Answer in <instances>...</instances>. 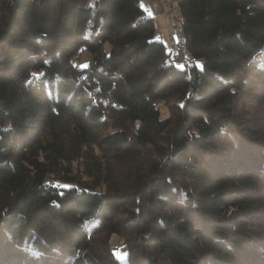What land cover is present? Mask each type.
Returning <instances> with one entry per match:
<instances>
[{"label":"trees","instance_id":"16d2710c","mask_svg":"<svg viewBox=\"0 0 264 264\" xmlns=\"http://www.w3.org/2000/svg\"><path fill=\"white\" fill-rule=\"evenodd\" d=\"M91 1L0 0V264H264V0H175L187 69Z\"/></svg>","mask_w":264,"mask_h":264},{"label":"crops","instance_id":"0c3cea01","mask_svg":"<svg viewBox=\"0 0 264 264\" xmlns=\"http://www.w3.org/2000/svg\"><path fill=\"white\" fill-rule=\"evenodd\" d=\"M138 1L143 8L144 15L151 17L154 22V38L162 41L166 45L167 49H169L171 42L170 34L173 32V20L171 16L164 10L162 0Z\"/></svg>","mask_w":264,"mask_h":264},{"label":"rangeland","instance_id":"374dc122","mask_svg":"<svg viewBox=\"0 0 264 264\" xmlns=\"http://www.w3.org/2000/svg\"><path fill=\"white\" fill-rule=\"evenodd\" d=\"M91 5L93 6L92 10L94 11V4H93V0L91 1ZM90 25H87V28H89ZM171 43V42H170ZM177 54V53H176ZM175 53H171L170 55V60L174 62L175 65L177 66H181V64L179 63L180 62V55L177 54L176 56ZM187 57L188 56V53L186 54ZM89 58V53L85 50V49H82L79 51V53L76 55V57L74 58V62L77 63L79 66H83L87 63V60ZM179 61V62H178ZM189 63L188 65L192 62L191 59H189ZM196 62L198 64H200L202 62V59H196ZM182 67V66H181ZM250 98L254 97L252 95V93H249L248 95ZM173 101L172 100H168L167 102H164V103H160L159 104V107H160V110H161V115L162 116H165V115H172L173 117H175L177 115L176 112L173 111V109L171 108L170 104L172 103ZM255 109V107L253 108V110ZM253 113L255 114V111H253ZM259 120V119H258ZM260 121V120H259ZM110 244H111V247H112V250H113V253L115 254V256L120 260V261H124L126 259V256H127V247L126 245L120 243V238L116 235V234H111V237H110Z\"/></svg>","mask_w":264,"mask_h":264},{"label":"built area","instance_id":"2783aa9c","mask_svg":"<svg viewBox=\"0 0 264 264\" xmlns=\"http://www.w3.org/2000/svg\"><path fill=\"white\" fill-rule=\"evenodd\" d=\"M162 5L164 10L171 16L173 20V32L170 34V49L174 52L179 54L180 57V64L181 66L188 68L189 63V54L187 57V51L185 49V34L184 31L180 29L179 26V16L173 10L171 0H162Z\"/></svg>","mask_w":264,"mask_h":264},{"label":"bare ground","instance_id":"6f19581e","mask_svg":"<svg viewBox=\"0 0 264 264\" xmlns=\"http://www.w3.org/2000/svg\"><path fill=\"white\" fill-rule=\"evenodd\" d=\"M171 3H172V7H173L174 12H175L176 14H178V12H177V8H176V5H175V0H171ZM178 16H179V26H180V29L183 30L182 27H181V24H180V22H181L182 19H181V17H180L179 14H178Z\"/></svg>","mask_w":264,"mask_h":264}]
</instances>
